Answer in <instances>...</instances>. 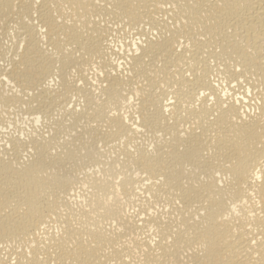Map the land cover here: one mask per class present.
Instances as JSON below:
<instances>
[{
    "label": "bare ground",
    "instance_id": "obj_1",
    "mask_svg": "<svg viewBox=\"0 0 264 264\" xmlns=\"http://www.w3.org/2000/svg\"><path fill=\"white\" fill-rule=\"evenodd\" d=\"M0 264H264V0H0Z\"/></svg>",
    "mask_w": 264,
    "mask_h": 264
},
{
    "label": "rangeland",
    "instance_id": "obj_2",
    "mask_svg": "<svg viewBox=\"0 0 264 264\" xmlns=\"http://www.w3.org/2000/svg\"><path fill=\"white\" fill-rule=\"evenodd\" d=\"M130 35H132V34H130ZM128 36H129V35H128ZM132 36H133V35H132ZM132 36H130V38H131ZM125 40H128V41H129L130 39L126 38Z\"/></svg>",
    "mask_w": 264,
    "mask_h": 264
}]
</instances>
